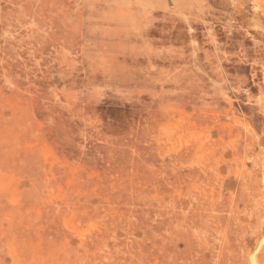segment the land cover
<instances>
[{"label":"rangeland","instance_id":"1","mask_svg":"<svg viewBox=\"0 0 264 264\" xmlns=\"http://www.w3.org/2000/svg\"><path fill=\"white\" fill-rule=\"evenodd\" d=\"M0 264H264V0H0Z\"/></svg>","mask_w":264,"mask_h":264},{"label":"bare ground","instance_id":"2","mask_svg":"<svg viewBox=\"0 0 264 264\" xmlns=\"http://www.w3.org/2000/svg\"><path fill=\"white\" fill-rule=\"evenodd\" d=\"M13 257V256H12Z\"/></svg>","mask_w":264,"mask_h":264}]
</instances>
